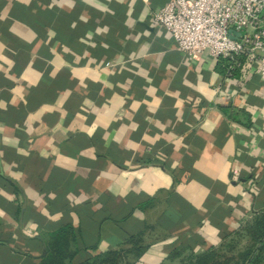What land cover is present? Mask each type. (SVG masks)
<instances>
[{
  "label": "crops",
  "instance_id": "obj_1",
  "mask_svg": "<svg viewBox=\"0 0 264 264\" xmlns=\"http://www.w3.org/2000/svg\"><path fill=\"white\" fill-rule=\"evenodd\" d=\"M168 1L0 0V264L68 225L194 262L264 212V78L179 52L151 21Z\"/></svg>",
  "mask_w": 264,
  "mask_h": 264
},
{
  "label": "built area",
  "instance_id": "obj_2",
  "mask_svg": "<svg viewBox=\"0 0 264 264\" xmlns=\"http://www.w3.org/2000/svg\"><path fill=\"white\" fill-rule=\"evenodd\" d=\"M151 21L189 60L202 53L223 60L226 79L242 64L264 78V0H169Z\"/></svg>",
  "mask_w": 264,
  "mask_h": 264
},
{
  "label": "trees",
  "instance_id": "obj_3",
  "mask_svg": "<svg viewBox=\"0 0 264 264\" xmlns=\"http://www.w3.org/2000/svg\"><path fill=\"white\" fill-rule=\"evenodd\" d=\"M220 64H222L224 74L223 60H220ZM242 235H249V242L243 252L244 254L237 259H217L215 254L217 248H208L196 256L194 262L181 264H261L264 260V212L257 215L247 229L235 233L226 242L231 241L229 246L233 245L234 239ZM48 237L41 264H128L123 261L125 254H127L125 247L112 248L104 252H95L96 245L79 247L76 241V231L70 225L50 232ZM134 240H138V237H129L125 244L133 243ZM225 243L218 248H221ZM132 249L135 252H140L144 247L134 245ZM77 256L81 257L80 261L75 260Z\"/></svg>",
  "mask_w": 264,
  "mask_h": 264
},
{
  "label": "rangeland",
  "instance_id": "obj_4",
  "mask_svg": "<svg viewBox=\"0 0 264 264\" xmlns=\"http://www.w3.org/2000/svg\"><path fill=\"white\" fill-rule=\"evenodd\" d=\"M235 243L229 246V243L231 241L226 242L225 245H223L221 248H217L215 254L216 258L218 259H225V258H232L237 259L240 256H242L244 253V250L249 242V235H242L240 237H236L234 239ZM180 254L179 252H176V255ZM220 256V257H219Z\"/></svg>",
  "mask_w": 264,
  "mask_h": 264
}]
</instances>
